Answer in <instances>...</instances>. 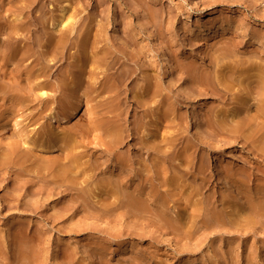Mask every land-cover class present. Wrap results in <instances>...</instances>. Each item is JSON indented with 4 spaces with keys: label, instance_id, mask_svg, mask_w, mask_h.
Instances as JSON below:
<instances>
[{
    "label": "rangeland",
    "instance_id": "rangeland-1",
    "mask_svg": "<svg viewBox=\"0 0 264 264\" xmlns=\"http://www.w3.org/2000/svg\"><path fill=\"white\" fill-rule=\"evenodd\" d=\"M65 1L47 5L57 16L68 6L75 43L87 40L93 53L123 50L125 60L118 52L115 61L124 62L120 69L127 76L109 98L114 104L123 99L122 116L130 126L145 123L139 137L149 138L155 130L161 134L155 140L159 150L138 151L130 139L129 146L105 151L95 131L84 143L81 127L88 126L90 108L103 99L94 88L80 90L83 104L85 99L91 103L82 104L62 128L68 142L76 134V151H46L41 144L47 135L39 129L58 131V91L51 93L36 125L28 115L38 105L26 108L29 113L20 117L24 120L27 113L26 121L17 130H25L28 135L21 139L32 147L24 151L32 154L27 172L2 151L16 135L12 130L0 134V264H264V81L259 82L264 75V0ZM74 44L66 51L65 67L81 54ZM248 69L258 75L247 76ZM97 70V81L110 77L105 65ZM218 87L222 97L211 92ZM219 112L227 120L226 130L215 122ZM109 174L118 180L107 181ZM130 193L140 198L134 204Z\"/></svg>",
    "mask_w": 264,
    "mask_h": 264
},
{
    "label": "bare ground",
    "instance_id": "bare-ground-1",
    "mask_svg": "<svg viewBox=\"0 0 264 264\" xmlns=\"http://www.w3.org/2000/svg\"><path fill=\"white\" fill-rule=\"evenodd\" d=\"M49 0H0V15L1 13L3 14L2 17L0 16V134H3V132H7L12 130V134L16 135L17 137L19 136L21 142L19 141V139H13V137L17 138L16 136H10L12 137V142L6 145H8L6 148H4L2 151H8L6 152V158L10 161V159L12 160L13 163L20 165L22 168H25L27 172V167H25L29 162V157L32 158V154L29 156L27 155L26 152L24 151H31L30 144L29 141L25 138H23V140L21 139V137H25L26 132L25 130H23L22 128H19L17 130V127L20 125L21 123V119L20 117L23 116V111H26L25 109L30 107L32 105H38L37 107H39V110L36 112H31V114L29 113V111H26L29 113L28 116L29 117V123H33L36 121H40V119H42L43 117V111L45 110V106L47 107V105L49 104L50 99V95L52 92L54 91H58L59 95L56 94V99L55 101H57L56 103L59 105L58 107V111H57V116L59 119V126L58 131H51V130H42L41 129H37L39 131V134H44L45 139L42 140H46V142L43 141L42 147L43 148H48V150L46 151H51V150H58V151H76L73 150L74 147L78 146V141L74 144L73 143V139L75 138V135L73 136V139H70L69 142L67 141V138L69 137H65L64 135V131L62 130V128L66 125L65 123H67L66 121L72 117H74V115L79 111L80 113V107L83 104V100H82V95L83 94H79L81 91V89H83V87L86 88H94L96 89L95 92H97V95L100 93L102 94L103 99L97 101V104L94 102V104L96 105H91L92 107L90 108V114L88 117V126L85 125L83 128L81 127V139H83L82 141L84 143H86V138L89 137V134L92 131L97 132V139L100 138V146L102 147L103 150L105 151H116L117 149L120 148V146L124 143L128 144V146L130 145L129 141L133 140V143L131 144L132 148H137L138 151H143V150H150L151 148L153 149V151H158L159 147L158 144L155 142V140L159 137V132H157L155 129V132L151 134L152 132V127L149 128V131H151L149 134H151V136L149 135V138L146 137V139L141 135L140 137L139 132L141 128H143L145 126V123L143 124V119L142 124L140 122H136L134 121L132 123V126H130L128 120L125 118H123V113L124 110H122L121 108V103L123 101V99H120V103H115L114 101L116 100H112V97L116 96V95H110L111 92H116L117 90H119L121 84L123 82H121V80L127 76V72L123 71L120 69L121 65H123L124 62L120 61L116 62L115 60V56H117L118 52L121 53L122 55H120V57L124 58L123 61L125 60V57L123 56V50L119 48H114L115 50H105L103 52L101 51H97V53H93L88 47H91V45L89 46V42H87V40H83V38H80L79 41H77L76 43L73 40V35H71L73 33V29H74V22H71V19H73V15L72 14H67L69 11L68 6L64 5L60 11V14H58V16L55 14L53 15V13H50L51 11H49V6L47 5V2ZM65 1V0H63ZM67 1V0H66ZM65 1V2H66ZM74 2V0H70V3ZM76 1V0H75ZM79 1V0H77ZM52 3V2H51ZM69 4V3H68ZM51 7V6H50ZM168 7V6H167ZM52 8V7H51ZM61 8V7H60ZM52 10V9H51ZM71 11V8H70ZM17 12V14L12 15V13ZM77 12V11H76ZM75 12V13H76ZM52 14V15H51ZM1 19H3V21H1ZM74 21V20H72ZM215 27V26H214ZM77 29V28H76ZM75 29V30H76ZM41 32V33H40ZM86 33V32H84ZM88 33V32H87ZM87 35V34H86ZM85 36V35H84ZM86 37V36H85ZM85 39V38H84ZM82 40L84 43H82ZM90 40V38L88 39ZM94 41V40H93ZM91 42V41H90ZM76 44L78 46L77 50L80 49L81 54L75 56L73 58L72 61H70L67 65L68 66H64L62 65L63 60L66 61V51H68V49L71 47L72 48V44ZM97 43V42H96ZM95 43V44H96ZM74 44V46H75ZM94 44V43H93ZM92 44V46H93ZM115 44V43H114ZM105 45V44H104ZM97 45L94 46V48H96ZM108 48H110L109 46H106ZM105 47V48H106ZM83 48V49H82ZM104 48V47H102ZM93 49V48H92ZM100 49V48H98ZM97 49V50H98ZM103 50V49H102ZM93 53L92 55L90 54L91 52ZM127 52V51H126ZM114 54V55H113ZM72 57V56H71ZM119 55L117 56L118 59H120ZM132 58V57H131ZM129 60V59H128ZM214 60V59H213ZM212 60V61H213ZM241 61V60H240ZM218 62V61H217ZM236 62V61H235ZM248 62V61H247ZM246 62V63H247ZM250 62V61H249ZM248 62V63H249ZM167 63V62H166ZM232 63V62H231ZM237 63V62H236ZM245 63V62H244ZM247 63V64H248ZM254 63V62H253ZM116 64H119L116 67ZM202 64V63H201ZM235 64V63H232ZM256 64V63H255ZM105 65L106 71H109L108 79H106L105 81L99 82L96 80L97 75H99V72L97 69L101 68L102 66ZM182 65V64H181ZM213 65V63H212ZM228 65V64H227ZM231 65V64H230ZM229 65V66H230ZM238 65V63H237ZM240 65H242L240 63ZM253 65V64H252ZM252 65H250L252 67ZM211 66V65H210ZM243 66V65H242ZM254 66V65H253ZM256 66V65H255ZM254 66V67H255ZM259 68V64L257 65ZM127 66H124V68ZM168 67V66H167ZM235 67V66H234ZM232 66V68H234ZM239 67V66H238ZM112 70H114L113 72H110ZM170 67H168V70ZM213 68V67H211ZM223 68V67H222ZM227 68V67H226ZM231 68V69H232ZM245 68V66H244ZM264 68V67H263ZM131 69V68H130ZM219 69V68H218ZM227 69H230L229 67ZM197 70V69H196ZM199 70V69H198ZM197 70V71H198ZM226 70V69H225ZM235 70V68H234ZM239 70V68H238ZM249 70V73L247 74V76L250 74L251 70ZM247 70V72H248ZM103 71V70H102ZM134 71V70H133ZM171 71V70H170ZM200 71V70H199ZM214 71V69H213ZM241 71V70H240ZM238 71V72H240ZM245 71V70H244ZM252 74H257L255 72V70L252 69ZM190 72V70H189ZM131 73V72H130ZM171 73V72H170ZM169 73V74H170ZM211 73V72H210ZM216 73V72H215ZM220 73V72H219ZM225 73V72H224ZM261 73V72H260ZM188 74V73H186ZM185 74V75H186ZM207 74V73H206ZM209 74V73H208ZM241 74V72H240ZM250 74V75H252ZM262 74V73H261ZM211 75V74H210ZM214 74H212L211 76H213ZM218 75V73H217ZM220 75V74H219ZM223 75V73L221 74ZM234 75V74H233ZM246 75V74H245ZM244 75V76H245ZM260 75V74H259ZM263 75V74H262ZM198 76V75H197ZM216 76V75H215ZM240 76V75H239ZM243 76V74L241 75ZM261 76V75H260ZM53 77L56 78V82L53 81ZM200 77V76H199ZM203 77V76H202ZM200 77V78H202ZM224 77V76H223ZM234 77V76H233ZM232 77V78H233ZM54 78V79H55ZM106 78V77H105ZM212 78V77H211ZM217 78V77H215ZM221 78V76H220ZM249 79V77H246ZM255 78V77H254ZM98 79V78H97ZM199 79V78H198ZM229 79V78H228ZM234 79V78H233ZM260 79L262 80V82L264 81V75L261 76L259 78V82ZM104 80V78H103ZM203 80H205V78H203ZM232 80V79H230ZM236 79H234L235 81ZM256 80V79H255ZM196 81V80H195ZM207 81V80H205ZM213 81V79H212ZM221 81V80H220ZM254 81V80H253ZM219 82V81H218ZM262 82L260 83V85H262ZM72 83V84H71ZM202 83V82H200ZM199 83V84H200ZM210 83V82H209ZM213 83V82H211ZM223 82L221 81V84ZM237 83V82H236ZM258 83V82H257ZM71 84V85H70ZM98 84V85H97ZM149 84V83H148ZM198 84V85H199ZM205 84V83H203ZM202 84V85H203ZM238 84V83H237ZM243 83H241L242 85ZM255 84V83H254ZM124 85V84H123ZM196 85V84H195ZM201 85V84H200ZM199 85V86H200ZM208 85V84H207ZM214 85V84H213ZM249 85V84H248ZM256 85V84H255ZM259 85V83H258ZM255 86L256 88L258 87ZM264 85V84H263ZM262 85V86H263ZM148 87H150L148 85ZM147 87V89H148ZM212 87V86H209ZM215 87V86H214ZM223 87V86H222ZM224 88V87H223ZM221 88V89H223ZM235 88V87H234ZM260 88V86H259ZM140 89V88H139ZM221 89L218 88H212L211 92L213 94L219 95L220 97H222V92ZM255 89V88H254ZM261 93L264 96V86L260 88ZM209 90V89H208ZM225 90V89H224ZM91 91V90H89ZM122 91V90H121ZM144 91V88H143ZM147 91V90H146ZM148 91H150L148 89ZM147 91V92H148ZM242 91V90H241ZM259 91V92H260ZM93 92V90L91 91ZM118 92V91H117ZM205 92V91H204ZM210 92V93H211ZM108 93V94H105ZM122 93V92H120ZM119 93V94H120ZM140 93V92H139ZM229 93V92H228ZM127 94V93H126ZM144 94V93H143ZM150 94V93H149ZM203 94V93H202ZM205 94V93H204ZM84 95L86 96V94L84 93ZM89 95V94H88ZM92 95H94V93H92ZM104 95V96H103ZM108 95V96H106ZM118 95V94H117ZM145 95V94H144ZM157 95V94H156ZM187 95V94H186ZM84 96V97H85ZM90 97V95H89ZM111 99H110V98ZM120 97V96H119ZM125 97V96H124ZM141 97V93L139 98ZM88 98V97H85ZM110 100H109V99ZM116 98V97H115ZM113 98V99H115ZM142 98V97H141ZM147 98V97H145ZM178 98V97H177ZM224 98V97H223ZM254 98V96H253ZM50 99V100H49ZM84 99V98H83ZM87 106L90 105L89 104V100L90 99H85ZM185 100V99H184ZM244 100V99H243ZM92 101V100H91ZM95 101V100H94ZM234 101V100H233ZM125 102H128V100H125ZM243 102V101H242ZM91 103V102H90ZM244 103V102H243ZM242 103V104H243ZM83 104V105H85ZM123 104V103H122ZM125 104V103H124ZM135 104V102L133 103ZM130 103V106L133 105ZM140 103H138L139 105ZM232 104V103H231ZM137 105V103H136ZM172 105V104H170ZM237 105V103H236ZM245 105V103H244ZM49 106V105H48ZM129 106V107H130ZM235 106V105H232ZM230 106V107H232ZM36 107V106H34ZM41 107V108H40ZM89 107V106H88ZM124 107H126L124 105ZM138 107V106H137ZM155 107V106H154ZM166 107V106H165ZM168 107V106H167ZM228 107V108H230ZM248 107V106H247ZM57 108V107H56ZM215 108V107H214ZM235 108V107H233ZM32 109V108H31ZM47 109V108H46ZM83 109V108H82ZM89 109V108H87ZM124 109V108H123ZM169 109V108H167ZM219 109V107H218ZM236 109V108H235ZM216 110V108H215ZM214 110V111H215ZM230 110V109H229ZM241 110V109H240ZM33 111V110H32ZM82 111V110H81ZM117 111V112H116ZM165 111L167 112L168 110ZM209 111V110H208ZM222 111V110H220ZM232 111V108H231ZM116 112V113H115ZM162 112V110H161ZM174 112V111H173ZM218 112V111H217ZM216 112V113H217ZM223 112V111H222ZM222 112L218 115L217 119L215 118V122L220 125L221 128H224L223 125L226 124L225 121V117L222 116V118L219 117L220 114H222ZM236 110H234L233 113H235ZM237 112H239V110L237 109ZM236 112V113H237ZM247 112V111H246ZM78 113V114H79ZM112 113H114V116L111 115ZM163 113V112H162ZM171 113V112H170ZM209 113L212 114V112L209 111ZM208 113V114H209ZM245 113V112H244ZM144 114V113H143ZM225 114V113H223ZM231 114V113H230ZM238 116L240 113H237ZM54 115V114H53ZM139 115V114H138ZM161 115V114H160ZM165 115V113H164ZM163 115V116H164ZM168 115V112H167ZM210 115V114H209ZM248 115V114H247ZM259 115V114H258ZM257 115V116H258ZM27 113L26 115L23 117L26 119ZM156 116V115H155ZM174 116V113L173 115ZM233 117L231 118H235L237 117L232 115ZM240 116H242L240 114ZM76 117V116H75ZM167 117V116H165ZM175 117V116H174ZM207 117V116H206ZM209 117V116H208ZM207 117V120H209ZM213 117V116H211ZM57 118V117H55ZM84 118V117H83ZM145 118V117H144ZM157 118V117H156ZM171 118V117H170ZM213 118V119H214ZM230 118V119H231ZM239 118V117H238ZM24 119V120H25ZM28 119V118H27ZM165 119V118H164ZM212 119V118H211ZM229 119V118H228ZM229 119V120H230ZM240 119V118H239ZM238 119V120H239ZM23 120V122H24ZM137 120V119H136ZM140 120V119H139ZM237 120V119H236ZM242 120V119H241ZM26 121V120H25ZM46 121V120H45ZM130 121V120H129ZM154 120H152L153 122ZM206 121V120H204ZM231 121V120H230ZM257 122V121H256ZM38 123V122H37ZM37 123H35L34 125H36ZM211 123V122H210ZM214 123V122H213ZM216 123H214L213 125L216 126ZM26 122L23 125V127L25 126ZM208 124V123H207ZM253 125V123H251ZM32 126L35 127V126ZM43 125V124H42ZM149 125V124H147ZM228 125L229 124L228 122ZM234 125V123H233ZM28 126V125H27ZM31 126V125H30ZM27 127L29 129H32L31 127ZM50 126V125H48ZM83 126V125H82ZM151 126V125H150ZM155 126V125H154ZM157 126V125H156ZM255 126V125H254ZM253 126V127H254ZM257 126V125H256ZM66 127V126H65ZM146 127V126H145ZM159 127V126H158ZM226 127V126H225ZM55 128V127H54ZM219 128V127H217ZM28 129V130H29ZM45 129V128H43ZM148 129V127H147ZM157 129V128H156ZM210 129V127H209ZM220 129V128H219ZM225 130L228 128H224ZM223 130V132H225ZM251 129V128H250ZM72 130V129H71ZM158 130V129H157ZM221 130V131H222ZM219 131V132H221ZM30 132H34L30 130ZM161 132V130H160ZM29 133V132H28ZM36 133V132H34ZM33 133V134H34ZM38 133V132H37ZM36 133V134H37ZM144 133H146L144 131ZM148 133V132H147ZM146 133V135H147ZM228 133V132H227ZM246 133V132H245ZM141 134V133H140ZM163 134V133H162ZM219 134V133H218ZM217 134V135H218ZM226 134V133H225ZM224 134V135H225ZM242 134V133H241ZM69 135V133H68ZM72 135V134H71ZM161 135V134H160ZM221 135V133H220ZM231 135L235 136L234 134L231 133ZM247 135V134H245ZM38 136V134H37ZM139 138H138V137ZM223 136V135H222ZM71 137V136H70ZM79 137V136H77ZM79 137V138H80ZM163 137V136H162ZM228 138H231L229 135L227 136ZM240 137H242L240 135ZM247 137V136H246ZM128 138V139H126ZM167 137H165L164 140H166ZM225 138V137H224ZM235 138V137H234ZM11 138H8V140ZM76 139V138H75ZM74 139V140H75ZM78 139V138H77ZM92 139V138H91ZM131 139V140H130ZM79 140V139H78ZM88 140V139H87ZM127 140V142H126ZM159 140V139H158ZM179 140V139H178ZM245 140V139H244ZM10 141V140H9ZM8 141V142H9ZM177 141V140H176ZM91 142V141H90ZM150 142L152 143V146H150ZM159 142V141H158ZM162 142V141H161ZM230 142V141H229ZM4 143H6V140L4 141ZM87 143H89V141H87ZM163 143V142H162ZM231 143V142H230ZM48 144V145H46ZM160 144V143H159ZM242 144V143H240ZM245 144V143H244ZM1 145V144H0ZM4 145V144H3ZM5 145V146H6ZM257 145V144H256ZM67 146V147H66ZM34 147V146H33ZM41 147V148H42ZM162 147V146H160ZM167 147V146H166ZM247 147V146H246ZM1 148V147H0ZM37 148V147H36ZM35 148V149H36ZM125 148V147H124ZM129 150H131V147H128ZM176 148V147H175ZM254 148V147H253ZM77 149V148H76ZM122 149V148H120ZM1 150V149H0ZM125 150V149H124ZM37 151V150H36ZM45 151V150H44ZM122 151V150H121ZM126 151V150H125ZM5 153V152H4ZM31 153V152H30ZM126 153V152H125ZM140 153V152H139ZM261 153V152H260ZM67 154V153H65ZM64 154V155H65ZM132 154V153H131ZM69 155V154H68ZM67 158V155H65ZM74 157V156H73ZM1 158H4L3 156ZM10 158V159H9ZM68 159V158H67ZM83 159V158H82ZM73 159L71 158V162ZM30 161V160H29ZM75 161V160H74ZM8 162V161H7ZM35 162V161H34ZM63 162V161H62ZM76 162V161H75ZM80 163V161H78ZM1 163V162H0ZM11 163V162H10ZM31 163V162H30ZM37 163V161H36ZM68 163V162H67ZM70 163V162H69ZM83 164V162H82ZM32 165V164H31ZM72 165V164H71ZM80 165V164H79ZM142 165V164H141ZM145 165V164H144ZM15 166V165H14ZM37 166V165H36ZM40 166V165H39ZM156 166V165H155ZM1 167V166H0ZM42 167V166H41ZM64 167V166H63ZM70 167V165H69ZM77 167V166H76ZM82 167V166H81ZM93 167V166H92ZM142 167V166H141ZM17 168V167H16ZM32 168V167H31ZM55 168V167H54ZM74 169L75 166H73ZM80 168V166H79ZM94 168V167H93ZM96 168V167H95ZM18 169V168H17ZM33 169V168H32ZM44 169V168H43ZM71 169V168H70ZM73 169V171H74ZM87 169V168H86ZM144 169V168H143ZM23 170V169H22ZM30 170V169H29ZM28 170V171H29ZM36 171V168L34 169ZM40 170V169H39ZM94 170V169H93ZM96 170V169H95ZM11 171V170H10ZM35 171H33L32 173H34ZM62 171H65L62 170ZM78 171V169H77ZM89 171V170H86ZM84 172V175L87 176V173L89 172ZM14 172V171H13ZM20 172V171H19ZM18 172V173H19ZM25 172V173H26ZM30 172V171H29ZM28 172V173H29ZM81 172V174L83 173ZM86 172V173H85ZM116 173L119 174V172H117L115 170ZM17 173V174H18ZM24 173V172H23ZM21 173V174H23ZM27 173V174H28ZM36 173V172H35ZM80 174V172H77ZM104 173V172H103ZM124 173V172H123ZM145 173V172H144ZM16 174V173H15ZM63 173H61L62 176ZM80 174V175H81ZM30 175V174H29ZM28 175V176H29ZM71 175V172H70ZM76 175V172H75ZM78 175V174H77ZM93 175V174H92ZM122 175V174H121ZM120 175V176H121ZM25 176V174H24ZM56 176V175H55ZM73 176V175H72ZM85 176V177H86ZM90 176V175H89ZM17 177H19L17 175ZM68 177V176H67ZM77 177V176H76ZM76 177H74L75 179H77ZM101 175L99 176L100 179ZM110 177V174L108 175L107 178ZM70 178V176H69ZM104 178V177H103ZM106 178V177H105ZM104 178V179H105ZM106 178V179H107ZM116 179V177H113L112 179ZM122 178V177H121ZM64 179H68V178H64ZM102 179V177H101ZM110 179V178H109ZM107 180V181H111ZM136 179V178H135ZM118 180V179H116ZM124 180V179H123ZM59 181V180H58ZM102 181V180H100ZM115 181V180H114ZM114 181L113 184H114ZM54 182V181H53ZM65 182V181H64ZM76 182V181H75ZM74 183V182H73ZM97 183V182H96ZM100 183V182H99ZM76 184V183H74ZM79 184V183H78ZM101 184V183H100ZM103 184V183H102ZM111 184V183H110ZM125 184V183H124ZM128 184V183H126ZM125 184V185H126ZM82 185V184H81ZM104 185V184H103ZM115 185V184H114ZM113 185V186H114ZM132 184H130L131 186ZM120 186V185H119ZM133 186V185H132ZM68 187V186H67ZM98 187V186H96ZM105 187V186H104ZM103 187V188H104ZM115 187V186H114ZM117 188V187H116ZM136 188V186L134 187ZM75 189V188H74ZM106 187H105V191H106ZM110 189V188H109ZM109 189H107L109 191ZM122 189V188H121ZM132 189V188H131ZM138 189V188H137ZM103 190V189H101ZM100 190V191H101ZM124 190V189H123ZM122 190V191H123ZM133 191V189H132ZM111 192V191H110ZM117 192V191H116ZM134 192V191H133ZM141 193H143L142 191H140ZM116 194V193H113ZM138 194V193H137ZM124 195V194H123ZM212 196V195H211ZM82 197V196H81ZM114 198L116 197L113 196ZM147 197V195H146ZM84 198V197H83ZM128 198L131 199V203H136L138 196L135 194H128ZM144 198V197H142ZM149 198V197H148ZM118 199V198H117ZM116 199V200H117ZM140 199V198H139ZM138 199V200H139ZM99 200V199H98ZM122 200V199H121ZM127 200V199H126ZM142 200V199H141ZM150 200V198H149ZM105 201V199H104ZM130 201V200H129ZM127 200V202H129ZM120 202V201H119ZM140 202V201H138ZM145 202V201H144ZM161 202V201H160ZM155 203V202H154ZM149 204V203H148ZM262 204V203H261ZM117 205V204H116ZM119 206V205H118ZM138 206V204H137ZM253 206V205H252ZM141 207V206H138ZM191 207V206H190ZM250 207V206H249ZM131 208V207H130ZM254 209V208H253ZM143 210V209H142ZM216 210V209H215ZM256 210V209H255ZM105 211V210H104ZM138 212V210H136ZM189 211V210H188ZM248 211V210H247ZM250 211V209H249ZM144 212V211H143ZM160 213V212H159ZM181 229V228H180ZM179 230V229H178Z\"/></svg>",
    "mask_w": 264,
    "mask_h": 264
}]
</instances>
